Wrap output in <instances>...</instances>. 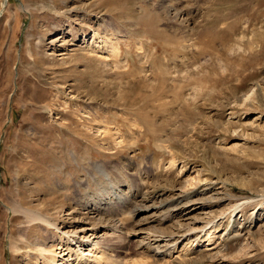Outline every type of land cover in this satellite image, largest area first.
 I'll use <instances>...</instances> for the list:
<instances>
[{
  "label": "rangeland",
  "instance_id": "rangeland-1",
  "mask_svg": "<svg viewBox=\"0 0 264 264\" xmlns=\"http://www.w3.org/2000/svg\"><path fill=\"white\" fill-rule=\"evenodd\" d=\"M68 236L110 264H264V0H0V264Z\"/></svg>",
  "mask_w": 264,
  "mask_h": 264
},
{
  "label": "bare ground",
  "instance_id": "bare-ground-1",
  "mask_svg": "<svg viewBox=\"0 0 264 264\" xmlns=\"http://www.w3.org/2000/svg\"><path fill=\"white\" fill-rule=\"evenodd\" d=\"M125 185H127V184H125ZM207 189H209V186H205V188H202L201 190H207ZM186 194H187L186 191L181 190L178 193H174L165 202L162 201L161 203H157L156 200H154V201H151V203L143 204L142 206H140L138 208L137 211H138V213L139 212H145V211L148 212V211H151V210H154L155 212H158L162 207L167 206V208H165V211H170V215H172L173 213H177V212L179 213L181 210L186 209L188 207V205L190 204V202L192 201V200H186V198L188 197V196H186ZM124 196H126V194L122 195L123 198H124ZM119 197H121V196H118V198ZM122 200H120V201H122ZM162 210H160V211H162ZM30 212H32V211H30ZM166 213L167 212H165V214ZM165 214L163 215L164 217H165ZM27 217H28L29 222H30V224H28V226L31 227V228H35L38 223H41L42 225H46L47 223L50 224V221L47 218H45L44 216H42V215H38L37 216L36 214L33 215V214H30V213H27ZM160 218L162 219L163 217H160ZM210 222H212V221H210ZM213 226H215V224H212L209 228H207L205 230V234L213 233L214 231L213 232L210 231V230H212L211 228H213ZM164 233H166V232L164 230H162V228H161V230L159 228H157V229L154 228L152 230V232L149 233V234H152V237H149L150 243H148V247L147 248H150V249H153V248L155 249L156 248V253H162L164 250L161 249L162 247L160 246V242L165 240L166 237L170 236L168 234L165 235ZM185 237H187V236H185ZM61 240L62 241L60 242V244H58V248L59 249L61 248V250L63 251V248L65 247L64 248V253L61 254L62 251L56 252V250H51V251L49 250L51 255L48 257V259H46V264H72V262H69L70 261L69 257L65 258V255H67L68 253H69V256L72 254V251H71L72 249L76 250V252H75L76 255H75V259H74V260H78L76 264H110L112 262V259H110L111 257L109 256V253H106V251H105L106 248L103 246V244H99V243H101L99 240L95 241L91 245L88 244L89 248H87L85 250V251H88L86 254H85L83 249H75V247L73 248V246H70V244H69L70 242L79 244L80 242H82V238H79V237L77 238V236H74V237L71 238V236H68L65 240L64 239H61ZM68 240H69V242H68ZM155 243H157V245L154 246L153 244H155ZM187 245L188 244H185L184 249L189 248ZM35 247H37V251H40L42 254H44V252L47 250L45 245H43V246L42 245L41 246L40 245H38V246L35 245ZM68 248L70 249V251L66 252V250ZM65 252H66V254H65ZM57 257H60V258L58 259ZM135 262H136V260H135ZM140 262H142V260Z\"/></svg>",
  "mask_w": 264,
  "mask_h": 264
}]
</instances>
